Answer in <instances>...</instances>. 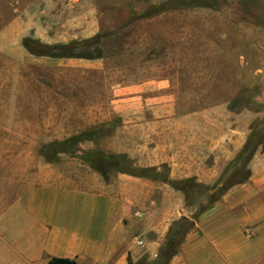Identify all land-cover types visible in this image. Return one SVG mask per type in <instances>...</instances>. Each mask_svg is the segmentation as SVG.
Instances as JSON below:
<instances>
[{"label": "crops", "instance_id": "obj_1", "mask_svg": "<svg viewBox=\"0 0 264 264\" xmlns=\"http://www.w3.org/2000/svg\"><path fill=\"white\" fill-rule=\"evenodd\" d=\"M24 28L18 19L0 28L1 56L40 65L43 70L34 79L42 88L28 89L20 81L11 87L9 71L3 70L0 144L62 142L86 128L109 124L115 115L119 122L109 139L125 147L110 153H125L133 165L155 168L154 173L170 179L219 181L221 161L227 166L234 159V134L217 131L209 109L177 104L169 77L114 86L108 106L90 104V74L103 71V62L34 55L23 45L31 36ZM81 35L89 38L84 31ZM31 37L49 44L68 42L67 36L55 38L42 28ZM30 95L35 96L32 102ZM38 95L54 99L42 103ZM76 96H83L80 102ZM64 155L59 159L70 160H64L65 167L75 165L77 171L62 173L57 162L48 161L49 167L38 164L35 177H27L26 170L0 174V264H49L54 256L79 264H129L144 255L154 259L172 223L196 211L164 179L120 171L105 177L80 157ZM38 156L43 157L41 148ZM262 171L234 185L196 218L170 264H264V164Z\"/></svg>", "mask_w": 264, "mask_h": 264}, {"label": "rangeland", "instance_id": "obj_2", "mask_svg": "<svg viewBox=\"0 0 264 264\" xmlns=\"http://www.w3.org/2000/svg\"><path fill=\"white\" fill-rule=\"evenodd\" d=\"M152 6L165 8L131 19L124 26L133 14L141 15ZM15 19L31 36L42 28L55 38L67 36L68 42L88 38L81 35L82 31L89 37L103 33L105 38L99 44L102 56L89 58L100 59L104 67L101 72L91 71L87 96L90 104L108 106L114 86L163 74L173 83L177 104L187 109H209L217 131L233 132L234 158L251 132H264V0H0V28ZM94 54L100 53L97 50ZM1 55L0 78L3 70L9 71L11 87H17L20 81L28 89L42 88L34 79V74L43 70L40 65L11 59L8 62ZM73 77L78 74L73 73ZM50 85L54 84L48 81ZM34 97L29 96L30 102ZM82 97L76 99L80 102ZM38 98L42 103L54 99L50 95ZM111 119L109 126L94 135L93 142L71 145L64 157L125 147H116L109 139L119 122L118 116ZM43 145L0 144V174L8 170L15 175L26 170L27 177H35L38 164L49 167L44 155L38 156ZM64 160L68 159L58 157L52 162H57L62 173L77 171L75 165L66 168ZM221 164L223 173L225 159ZM263 164L264 147L260 146L249 164L252 175L262 174ZM251 183L258 186L255 181Z\"/></svg>", "mask_w": 264, "mask_h": 264}, {"label": "trees", "instance_id": "obj_3", "mask_svg": "<svg viewBox=\"0 0 264 264\" xmlns=\"http://www.w3.org/2000/svg\"><path fill=\"white\" fill-rule=\"evenodd\" d=\"M164 8V6H152L141 15L133 14L124 26H128L132 22L131 19L134 21L140 17H147ZM104 38L103 33L99 32L82 40L49 44L40 39L27 36L23 39V45L30 53L37 56L97 58L100 55L102 56L99 44ZM97 50L100 54L95 55L94 53ZM231 107H235L234 102ZM107 126L109 124L106 123L92 127L62 142L46 143L42 146V154L48 161L55 160L61 153H70L69 147L71 145L84 140H94V135L97 134L98 130ZM260 146L264 147V132L261 130L251 132L238 155L225 167L219 181L212 185L198 182L195 178L170 179L165 173H154L155 168L137 167L133 165V160L125 153L113 154L91 151L87 154H81L82 156H75L91 162L92 167L105 177H108L110 172L120 171L136 176L161 178L184 193L187 206L196 207V211L191 218L182 216L172 223L167 239L161 246L156 258L151 259L149 255H144L137 261L129 259V264H170L173 256L179 252L187 233L194 227L196 218L212 208L234 185L245 182L251 177L252 172L249 164ZM49 264L79 263L74 258L54 256L49 260Z\"/></svg>", "mask_w": 264, "mask_h": 264}, {"label": "built area", "instance_id": "obj_4", "mask_svg": "<svg viewBox=\"0 0 264 264\" xmlns=\"http://www.w3.org/2000/svg\"><path fill=\"white\" fill-rule=\"evenodd\" d=\"M137 215L140 216V215H141V212H137ZM135 242L138 243V244H143L142 239L139 238V237H136V238H135Z\"/></svg>", "mask_w": 264, "mask_h": 264}]
</instances>
